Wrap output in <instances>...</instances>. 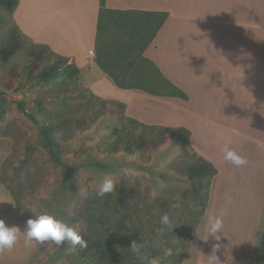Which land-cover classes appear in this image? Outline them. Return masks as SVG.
<instances>
[{"label":"crops","instance_id":"0c3cea01","mask_svg":"<svg viewBox=\"0 0 264 264\" xmlns=\"http://www.w3.org/2000/svg\"><path fill=\"white\" fill-rule=\"evenodd\" d=\"M100 7V0H18L12 20L27 41L69 58L93 95L123 103L127 118L187 128L191 148L216 168L180 264H207L216 244L222 264H264V0H104L109 9L168 13L143 56L186 100L121 89L98 67ZM225 147L248 163L225 160ZM3 194L0 187V219L23 232L30 217ZM221 209L224 233L217 241L206 225ZM24 240L21 233L12 249L0 252V264H13L28 246Z\"/></svg>","mask_w":264,"mask_h":264},{"label":"rangeland","instance_id":"374dc122","mask_svg":"<svg viewBox=\"0 0 264 264\" xmlns=\"http://www.w3.org/2000/svg\"><path fill=\"white\" fill-rule=\"evenodd\" d=\"M13 29L11 16L0 7V47ZM20 39L21 45L5 62L6 67L1 69L0 64V83L7 84L5 74L10 69L22 74L21 78L11 81L14 89L0 87V175L1 172L9 173L11 164L22 156L26 143L31 142L38 148V153L30 171L20 176L19 184L9 183L23 210L16 208L9 190L0 181L3 195H8L15 209L30 218L51 213L75 228L79 220L73 213V206L77 196L85 194L106 219L102 236L114 262L147 264L146 260L142 261L131 252L133 241L143 246L147 257L161 255L164 247L175 242L180 251L171 264H179L188 238L194 232L203 200L182 195L185 182L180 181L177 172L183 171L191 161L190 154L179 152L170 138H162L156 131L143 130L125 119L119 121L120 112L116 107L105 105L87 93L83 96L85 87L79 81L61 78H57L46 93L56 97L53 102L65 100L68 107L58 105L59 102L55 106L51 105V101L45 104L53 111L54 118H68L70 124L68 130L61 134L63 140L59 147H46L39 124L25 118L14 103L24 102L28 112L35 111V97L45 94L38 81L27 80V70L23 67L26 68L30 60L27 50L31 44L25 38ZM42 66L43 62L33 69L38 70ZM79 118L83 119V124L77 130L74 122ZM114 125L120 130L125 129L120 132L123 139H135L145 131V139H153L156 143L148 141L144 152H106L104 148L117 140V135L111 131ZM167 172L173 176L169 184L159 178ZM124 176L136 188V195L129 199L125 207L116 203L115 192L103 197L97 194L105 178L117 182ZM158 185L163 188V202L155 198ZM164 213L169 215L174 226L171 231L159 235V230L165 227L160 223ZM13 260V264H83V258L75 247H58L52 241L43 244L33 241L24 253L17 254Z\"/></svg>","mask_w":264,"mask_h":264},{"label":"trees","instance_id":"16d2710c","mask_svg":"<svg viewBox=\"0 0 264 264\" xmlns=\"http://www.w3.org/2000/svg\"><path fill=\"white\" fill-rule=\"evenodd\" d=\"M17 4L18 0H0V7L9 13L11 19ZM100 5L94 49V61L98 67L121 89H139L152 95L177 97L186 100L187 94L165 78L153 62L143 56L144 49L154 38L167 18L168 13L165 11L109 9L104 7V0H100ZM20 38L24 37L14 23V29L9 32L5 44L0 47L1 69L6 67L5 62L19 49L21 45ZM30 44L31 46L27 50L30 60L26 64V68L23 67V69L27 70V80L38 81L42 85L43 93L45 92V94L35 97L33 107L35 111L28 112L24 102L14 103L19 107L25 118L39 124L40 135L43 138L44 145L48 148H57L63 140L61 134L68 130L70 120L68 118H54L53 111L48 108L45 102L51 101L52 106H55L58 102L60 106L68 107V105L65 100L53 102L56 97L46 92L49 91L50 85L57 78L78 82L79 68L73 62H70L69 58L54 53L45 44L32 42ZM41 62H43V66L40 69H33L38 68V64ZM5 76L7 80L3 79V81L6 80L8 82L7 84L0 83V87L12 90L14 89V84L11 81L21 78L22 74L19 71L10 69ZM84 93H87L93 99L103 102L105 105L116 107L120 112L119 121L125 119L129 123L137 124L143 130L156 131L162 138H170L179 152L184 153L187 151L190 154L191 161L185 166L183 171L177 172V174L181 177L180 181L185 182V186L182 189L183 196H190L193 199L203 198L200 214L194 226L196 228L205 210L210 181L217 170L213 164L191 148L189 144L190 131L182 126L145 125L124 116L125 106L123 103L101 99L93 95L87 88L83 89V96H85ZM88 103H91V101L88 100ZM74 124L76 129L80 130L83 119H76ZM124 130L118 129L116 125L111 127V131L117 135V140L108 144L104 151L109 153L144 152L148 141L156 143L153 139H148V141L145 139V131H142L135 139H132V137L123 139L120 136V132ZM37 153V147L32 145L31 142L26 143L22 156L11 164L9 173L1 172L0 175V181L9 190L16 208L21 210L23 209L19 205L9 183L19 184L20 176L28 173L34 165ZM159 178L163 183L169 184L173 176H170L167 172L161 174ZM116 181L115 201L125 207L129 199L136 195V188L128 181L127 176L120 177ZM162 193L163 188L158 185V194L155 198L161 202L164 200ZM73 213L79 220L75 230L87 241V247L75 246V251L83 258V264H123L117 261L114 262L111 259L107 241L102 236V229L105 226L106 219L85 194L77 196L73 206ZM193 234L194 232L189 236L187 244L191 241ZM185 248L186 246L184 250ZM182 255L183 253L181 257Z\"/></svg>","mask_w":264,"mask_h":264},{"label":"clouds","instance_id":"9594fccd","mask_svg":"<svg viewBox=\"0 0 264 264\" xmlns=\"http://www.w3.org/2000/svg\"><path fill=\"white\" fill-rule=\"evenodd\" d=\"M231 131L235 135H240L237 129H232ZM223 151L224 159L237 167L244 166L248 163V160L244 156L232 148L225 147ZM115 191L116 182L111 178H105L97 194L103 197ZM225 215V210L221 209L217 214L208 217V223L206 225L207 234L214 237L217 241L220 240L219 234L224 233ZM160 223L165 227L159 230V235H163L165 231H171L174 226L173 221L167 213L161 215ZM21 233L24 234V242L26 245L31 244L33 241L41 244L46 241H52L58 247L68 245H71L73 248L76 245H79L81 248L87 247V241L67 221L61 219L58 215L45 213L29 218L26 223V229L23 232L16 226H8L4 220L0 219V252L12 249ZM204 239L206 240L207 237H204ZM219 248V244L213 246L211 254L207 256V264H222L216 255ZM130 249L142 261L146 260L147 264H171L173 258L180 251L175 247V242H173L172 246L164 247L162 254L155 257H147L142 250L143 246L136 241L130 244ZM68 250L70 251L71 249L69 248Z\"/></svg>","mask_w":264,"mask_h":264},{"label":"built area","instance_id":"2783aa9c","mask_svg":"<svg viewBox=\"0 0 264 264\" xmlns=\"http://www.w3.org/2000/svg\"><path fill=\"white\" fill-rule=\"evenodd\" d=\"M92 53V52H91Z\"/></svg>","mask_w":264,"mask_h":264}]
</instances>
